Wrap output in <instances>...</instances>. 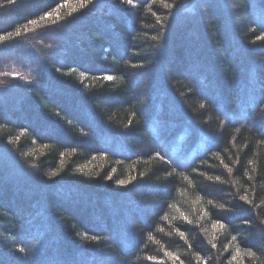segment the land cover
I'll list each match as a JSON object with an SVG mask.
<instances>
[{
    "label": "trees",
    "instance_id": "obj_1",
    "mask_svg": "<svg viewBox=\"0 0 264 264\" xmlns=\"http://www.w3.org/2000/svg\"><path fill=\"white\" fill-rule=\"evenodd\" d=\"M0 37V264H264V0H0Z\"/></svg>",
    "mask_w": 264,
    "mask_h": 264
},
{
    "label": "rangeland",
    "instance_id": "obj_2",
    "mask_svg": "<svg viewBox=\"0 0 264 264\" xmlns=\"http://www.w3.org/2000/svg\"><path fill=\"white\" fill-rule=\"evenodd\" d=\"M71 5H69L68 4V6H66V7H70ZM192 38V36H190V38H186V43L185 44H182V45H184V48H182V53L183 54H181L180 56H181V58H185V60H186V62H187V67L185 68V66L184 67H180L179 69L181 70V73L182 74H191V72H194L195 71V67L193 66V65H195V63H199V64H202L201 66H202V68H206L207 69V67L208 68H211V64H210V58L207 56V55H205L204 53H202L200 50H198V49H196V50H194L193 48H191V46H190V41L191 40H193V38ZM194 38H196L195 36H194ZM201 54L202 53V56L203 57H199V54ZM233 56H236V58H235V60L234 61H238L239 59H238V57H237V55L235 54L234 55V53L232 54ZM238 59V60H237ZM190 76V75H189ZM193 78V79H192ZM194 77H191L190 76V80H192V81H194ZM201 85H202V87L203 88H208V87H210L209 86V84H203V83H201ZM210 92H211V95H210V98L211 99H215L216 98V96L217 95H214L215 94V92L212 90V89H210ZM216 100H219L218 98L216 99ZM167 110V112H165V114H174V112H173V110H171L170 108L168 109V107L167 108H165V111ZM139 143V142H138ZM140 144V143H139ZM119 150H122V151H124V148L123 147H119ZM128 205V204H127ZM129 206H130V204H129ZM132 207V206H131ZM134 208V207H133ZM134 209H136V208H134ZM134 209H132L133 211H134ZM122 214H123V212H122ZM141 218V217H140ZM115 222H117V227L118 228H124V226H125V224H124V222L122 221V218L120 219V218H118L117 217V219H116V221ZM98 224H100V223H98ZM101 226V225H100ZM54 246V245H53ZM107 263H111V261L110 262H108V260L106 261ZM100 263H102V264H106L105 263V261H101ZM100 263H97V264H100Z\"/></svg>",
    "mask_w": 264,
    "mask_h": 264
},
{
    "label": "snow or ice",
    "instance_id": "obj_3",
    "mask_svg": "<svg viewBox=\"0 0 264 264\" xmlns=\"http://www.w3.org/2000/svg\"><path fill=\"white\" fill-rule=\"evenodd\" d=\"M8 2L9 3H15V0H8ZM129 3H131V0H129ZM32 23H35V21H32ZM0 39H3V37H0ZM107 79H111V77H107ZM225 167L227 168V165H225ZM228 171L231 172V169L229 168ZM121 183H123V182H121ZM241 199H246V198L245 197H241ZM221 227H223V225H221ZM181 235H183V234L181 233ZM233 239H235V237H233ZM213 247H215V245H213ZM20 250L23 251V249H20ZM168 255H171V253H168ZM247 255L253 256L254 253H252L251 251H249L247 253ZM232 259L234 260L235 259V256ZM229 264H231V261L229 262Z\"/></svg>",
    "mask_w": 264,
    "mask_h": 264
}]
</instances>
